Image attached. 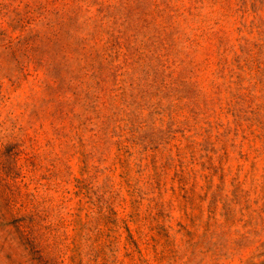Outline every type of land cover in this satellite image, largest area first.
<instances>
[{
  "label": "rangeland",
  "instance_id": "374dc122",
  "mask_svg": "<svg viewBox=\"0 0 264 264\" xmlns=\"http://www.w3.org/2000/svg\"><path fill=\"white\" fill-rule=\"evenodd\" d=\"M0 264H264V0H0Z\"/></svg>",
  "mask_w": 264,
  "mask_h": 264
}]
</instances>
